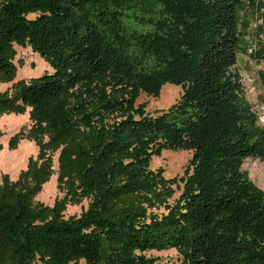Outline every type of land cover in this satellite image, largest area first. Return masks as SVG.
<instances>
[{
  "label": "trees",
  "instance_id": "trees-1",
  "mask_svg": "<svg viewBox=\"0 0 264 264\" xmlns=\"http://www.w3.org/2000/svg\"><path fill=\"white\" fill-rule=\"evenodd\" d=\"M250 14L259 61L264 0H0V83L15 76L13 43L53 67L0 93V112L31 108L40 148L16 181L3 176L0 264H159L147 251L169 248L185 264H264V190L243 169L264 159L238 65ZM166 83L180 96L149 114L138 97ZM61 145L59 178L74 188L34 205ZM163 149L192 155L179 198L157 213L147 202L164 196L146 181L163 180L150 168ZM77 188L91 200L65 218Z\"/></svg>",
  "mask_w": 264,
  "mask_h": 264
},
{
  "label": "rangeland",
  "instance_id": "rangeland-1",
  "mask_svg": "<svg viewBox=\"0 0 264 264\" xmlns=\"http://www.w3.org/2000/svg\"><path fill=\"white\" fill-rule=\"evenodd\" d=\"M250 27L249 34L246 37L247 52L239 54L238 65L241 70L242 79L246 89L247 97L252 103L259 116V122L264 125V87L261 73L264 74V59L255 60L250 54L251 48L255 46L253 38L255 34V25L257 21L253 15H249ZM259 46H261V41ZM13 62L16 65L15 76L11 80L0 83V93L15 92V84L19 80L28 81L30 78L38 77L43 73H51L53 67L49 60L33 50L31 45L12 44ZM182 88L180 85L166 83L161 89L158 97L141 93L137 103L146 102V111L149 114L156 115L161 110L167 109L180 96ZM30 107L23 111H2L0 112V185L3 182V176H9L11 181H16L23 170L28 168L30 159H35L39 155V145L28 136V130L31 128ZM49 136L45 135L44 141H48ZM64 145H61L56 151L48 150L52 156V175L42 184L41 190L32 198L34 205L52 207L57 199L65 197L68 181L69 189L74 188V184L68 177L62 181L59 178L60 153ZM192 152L187 150L163 149L159 154L151 158L150 168L153 171L162 169L163 180H147L150 184L160 191L164 196V201L156 198H149L147 205L150 210L157 213L166 211L165 202L173 204L182 193V177L189 164ZM243 169L247 171L251 180L264 190V159L248 157L243 163ZM76 179H73V181ZM77 184V181H75ZM73 195V194H72ZM91 197L86 195L80 188L71 197L62 214L65 218L72 215H80L89 205ZM147 255L156 257L159 264H185L182 255L175 248L165 250H149ZM78 264H84L80 261Z\"/></svg>",
  "mask_w": 264,
  "mask_h": 264
}]
</instances>
